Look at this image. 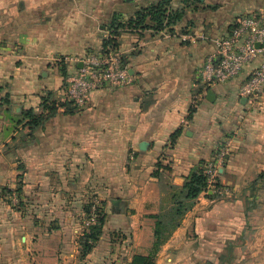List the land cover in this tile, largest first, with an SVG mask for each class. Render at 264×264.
I'll return each mask as SVG.
<instances>
[{
    "label": "crops",
    "instance_id": "crops-1",
    "mask_svg": "<svg viewBox=\"0 0 264 264\" xmlns=\"http://www.w3.org/2000/svg\"><path fill=\"white\" fill-rule=\"evenodd\" d=\"M161 1L0 0V189L22 187L18 205L0 196V264L148 255L165 186L181 189L194 171L218 165L221 148L229 194L202 195L156 264H264V95H240L263 56L226 84L199 78L216 40L239 18L264 15V0H171L179 24L120 38L130 85L94 93L80 112L60 109L37 130L17 126L26 112L41 114L48 95L62 104L68 79L103 49L115 17L127 25ZM96 204L103 234L82 258L86 211Z\"/></svg>",
    "mask_w": 264,
    "mask_h": 264
},
{
    "label": "built area",
    "instance_id": "built-area-1",
    "mask_svg": "<svg viewBox=\"0 0 264 264\" xmlns=\"http://www.w3.org/2000/svg\"><path fill=\"white\" fill-rule=\"evenodd\" d=\"M215 43L216 53L207 58L199 72L203 85L212 87L226 84L240 77L246 68L262 55V63L243 84L240 95L251 102L264 95V15L252 14L239 18L231 34L216 40ZM131 83L129 67L117 49L109 51L106 55L87 56L82 60V66L67 81L62 102L66 107L63 110L80 112L87 106L94 93L121 88ZM227 157L228 150L221 148L217 154L218 165L203 169L209 184L206 194L209 190L220 195L229 194L224 187H216L220 183L219 169L224 167ZM6 197H9L12 204L18 205L19 198L15 193L6 194ZM100 210L97 204L93 206L89 216H86V227L96 224Z\"/></svg>",
    "mask_w": 264,
    "mask_h": 264
},
{
    "label": "trees",
    "instance_id": "trees-1",
    "mask_svg": "<svg viewBox=\"0 0 264 264\" xmlns=\"http://www.w3.org/2000/svg\"><path fill=\"white\" fill-rule=\"evenodd\" d=\"M181 19L182 13L172 10L171 0H163L156 5L141 9L136 14L135 19H132L127 25L120 23L118 17H115L109 28L110 37L104 41L103 49L98 54L106 55L113 49L118 50L120 47V38L123 33L133 32L139 29H153L156 32H161L166 28L176 26L181 22ZM149 23L151 25H148ZM144 25H146V27ZM63 74L66 75L64 71ZM4 103L8 104L6 100ZM40 107L42 111L41 114L36 113L34 110L26 112L17 121V126L18 124L24 123V125H22L23 127H28L31 131L37 130L43 127L51 117L57 115L60 109L66 106L65 104H58L52 99L51 95H48L43 98ZM65 112L70 114L73 113V111L69 109L65 110ZM180 135L181 132L178 131L172 136L171 145L176 143ZM160 168L161 166H159V169ZM155 177H159L158 172L155 173ZM208 185V178L203 172V169H198L191 174L181 189L169 186L170 189L175 192L173 196L174 201L169 212L166 213L163 209L161 214L156 217L154 243L149 254L146 256H135L129 264H156L161 248L165 245L173 232L180 227L182 220L193 209L198 199L207 192ZM216 187H221V183ZM21 188L20 185L14 191L8 188H2L0 196L6 198V194L15 193L20 200ZM91 211L92 207L86 211V216H89ZM105 215L104 210H100L96 224L86 227L87 232L84 236L85 240L81 244L82 258H86L99 242L105 226Z\"/></svg>",
    "mask_w": 264,
    "mask_h": 264
},
{
    "label": "rangeland",
    "instance_id": "rangeland-1",
    "mask_svg": "<svg viewBox=\"0 0 264 264\" xmlns=\"http://www.w3.org/2000/svg\"><path fill=\"white\" fill-rule=\"evenodd\" d=\"M147 25V24H146ZM146 25H144L146 27ZM148 25H151L150 23ZM22 125H24V123L18 124V127H22ZM218 186V185H217ZM1 191V189H0ZM165 191H166V197H165V202H164V210L167 212L170 211L172 204H173V196L175 194V192H173L169 186H165ZM231 194V193H230ZM6 196V195H5ZM5 200L10 201L9 197H6ZM197 264H209L208 261H198ZM226 264V263H223ZM229 264H234V262H230Z\"/></svg>",
    "mask_w": 264,
    "mask_h": 264
},
{
    "label": "water",
    "instance_id": "water-1",
    "mask_svg": "<svg viewBox=\"0 0 264 264\" xmlns=\"http://www.w3.org/2000/svg\"><path fill=\"white\" fill-rule=\"evenodd\" d=\"M193 1H195V2H197V3H200V4H203V3H205L206 2V0H193ZM259 47V46H258ZM82 66V65H81ZM80 66V67H81ZM214 94H213V92H209V94H208V99L210 100V101H213L214 100ZM116 205H117V202H116Z\"/></svg>",
    "mask_w": 264,
    "mask_h": 264
}]
</instances>
